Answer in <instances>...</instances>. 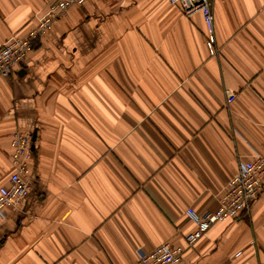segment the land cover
I'll list each match as a JSON object with an SVG mask.
<instances>
[{"label":"crops","instance_id":"1","mask_svg":"<svg viewBox=\"0 0 264 264\" xmlns=\"http://www.w3.org/2000/svg\"><path fill=\"white\" fill-rule=\"evenodd\" d=\"M51 0H0V45ZM86 0L0 76V187L15 130L31 142L27 194L0 218V264H134L184 247L187 211H215L238 162L264 153V0ZM235 94L225 104V91ZM178 264H264V188Z\"/></svg>","mask_w":264,"mask_h":264},{"label":"built area","instance_id":"2","mask_svg":"<svg viewBox=\"0 0 264 264\" xmlns=\"http://www.w3.org/2000/svg\"><path fill=\"white\" fill-rule=\"evenodd\" d=\"M86 0H51L47 9L40 16L35 27L25 38L11 37L0 45V76L9 75L15 66L23 64L33 43L44 36L73 5H81ZM176 6L185 16L199 13L206 29V48L209 55H216L213 0H167ZM235 94L225 91V104L229 105ZM31 134L27 131L15 130L11 137L10 159L12 173L8 184L0 187V218H4L8 208L15 207L24 199L28 190L29 161L31 158ZM264 188V153L247 161H240L236 172L227 181L222 195L218 199L215 211H204L197 214L187 211L186 215L195 223L196 229L184 236V247H173L163 242L153 250L139 252L134 264H178L185 249L191 248L203 237L216 222L234 219L249 211L251 203Z\"/></svg>","mask_w":264,"mask_h":264},{"label":"water","instance_id":"3","mask_svg":"<svg viewBox=\"0 0 264 264\" xmlns=\"http://www.w3.org/2000/svg\"><path fill=\"white\" fill-rule=\"evenodd\" d=\"M31 141H34V136L32 135ZM31 150H33V146H31Z\"/></svg>","mask_w":264,"mask_h":264}]
</instances>
